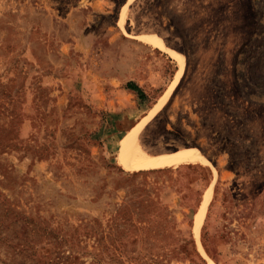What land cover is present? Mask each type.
Instances as JSON below:
<instances>
[{
    "label": "rangeland",
    "instance_id": "rangeland-1",
    "mask_svg": "<svg viewBox=\"0 0 264 264\" xmlns=\"http://www.w3.org/2000/svg\"><path fill=\"white\" fill-rule=\"evenodd\" d=\"M0 264H264V0H0Z\"/></svg>",
    "mask_w": 264,
    "mask_h": 264
},
{
    "label": "bare ground",
    "instance_id": "bare-ground-1",
    "mask_svg": "<svg viewBox=\"0 0 264 264\" xmlns=\"http://www.w3.org/2000/svg\"><path fill=\"white\" fill-rule=\"evenodd\" d=\"M130 156L133 160L145 168H155L162 164V158L158 156H151L143 152L138 146L133 147L130 150Z\"/></svg>",
    "mask_w": 264,
    "mask_h": 264
},
{
    "label": "trees",
    "instance_id": "trees-1",
    "mask_svg": "<svg viewBox=\"0 0 264 264\" xmlns=\"http://www.w3.org/2000/svg\"><path fill=\"white\" fill-rule=\"evenodd\" d=\"M130 86H129V89H131L132 91L136 92L139 95L141 94V92L138 90V88L136 86H132V85H130Z\"/></svg>",
    "mask_w": 264,
    "mask_h": 264
},
{
    "label": "crops",
    "instance_id": "crops-1",
    "mask_svg": "<svg viewBox=\"0 0 264 264\" xmlns=\"http://www.w3.org/2000/svg\"><path fill=\"white\" fill-rule=\"evenodd\" d=\"M158 156V155H157Z\"/></svg>",
    "mask_w": 264,
    "mask_h": 264
}]
</instances>
